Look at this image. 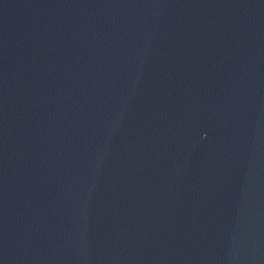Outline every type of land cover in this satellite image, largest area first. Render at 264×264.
Instances as JSON below:
<instances>
[{"label":"water","instance_id":"water-1","mask_svg":"<svg viewBox=\"0 0 264 264\" xmlns=\"http://www.w3.org/2000/svg\"><path fill=\"white\" fill-rule=\"evenodd\" d=\"M0 264H264V0H0Z\"/></svg>","mask_w":264,"mask_h":264}]
</instances>
